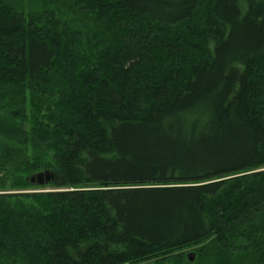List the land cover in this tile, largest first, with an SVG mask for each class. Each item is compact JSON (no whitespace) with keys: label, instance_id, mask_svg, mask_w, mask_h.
Returning a JSON list of instances; mask_svg holds the SVG:
<instances>
[{"label":"trees","instance_id":"obj_1","mask_svg":"<svg viewBox=\"0 0 264 264\" xmlns=\"http://www.w3.org/2000/svg\"><path fill=\"white\" fill-rule=\"evenodd\" d=\"M185 247L264 264V0H0V264Z\"/></svg>","mask_w":264,"mask_h":264},{"label":"rangeland","instance_id":"obj_2","mask_svg":"<svg viewBox=\"0 0 264 264\" xmlns=\"http://www.w3.org/2000/svg\"><path fill=\"white\" fill-rule=\"evenodd\" d=\"M45 188H47V189H38V188L30 187V188H26L25 190H19L16 193H24V192H26V193L27 192H40L41 193V192L49 191V189H48L49 187H45ZM195 249H196V247H185L183 249H180V251L179 250L171 251V252H169V254H160V255L153 257V258H155L154 261L156 264H175V261H176L177 257L179 256L180 257L179 259L181 262L180 264H193V263H195L196 256L194 257L193 263L189 262L187 260L186 256L188 253H192V252L195 255L196 254V252L194 251ZM147 260L141 261L137 264H148L150 262H153L152 260L151 261H147Z\"/></svg>","mask_w":264,"mask_h":264},{"label":"water","instance_id":"obj_3","mask_svg":"<svg viewBox=\"0 0 264 264\" xmlns=\"http://www.w3.org/2000/svg\"><path fill=\"white\" fill-rule=\"evenodd\" d=\"M54 179V173L50 170H40L34 174H32L31 176H29L28 178H26L27 184L33 185V186H37V187H45L47 185L50 184V182H53ZM187 260L189 262L193 263L194 260V253H188L187 254Z\"/></svg>","mask_w":264,"mask_h":264},{"label":"flooded vegetation","instance_id":"obj_4","mask_svg":"<svg viewBox=\"0 0 264 264\" xmlns=\"http://www.w3.org/2000/svg\"><path fill=\"white\" fill-rule=\"evenodd\" d=\"M154 259H155V258L148 259L147 261H151V260L153 261V262H150V263H148V264H156L155 261H154Z\"/></svg>","mask_w":264,"mask_h":264}]
</instances>
